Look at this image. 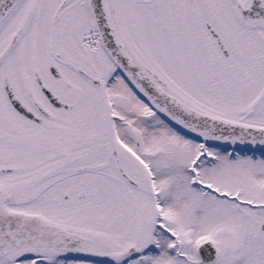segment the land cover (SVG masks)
<instances>
[{
	"label": "snow or ice",
	"instance_id": "snow-or-ice-1",
	"mask_svg": "<svg viewBox=\"0 0 264 264\" xmlns=\"http://www.w3.org/2000/svg\"><path fill=\"white\" fill-rule=\"evenodd\" d=\"M0 264H264V0H0Z\"/></svg>",
	"mask_w": 264,
	"mask_h": 264
}]
</instances>
